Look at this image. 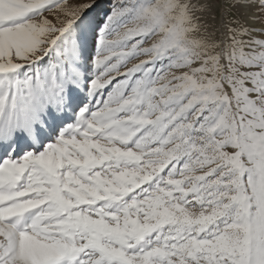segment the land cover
<instances>
[{
	"label": "snow or ice",
	"instance_id": "1",
	"mask_svg": "<svg viewBox=\"0 0 264 264\" xmlns=\"http://www.w3.org/2000/svg\"><path fill=\"white\" fill-rule=\"evenodd\" d=\"M0 264H264V0H0Z\"/></svg>",
	"mask_w": 264,
	"mask_h": 264
}]
</instances>
